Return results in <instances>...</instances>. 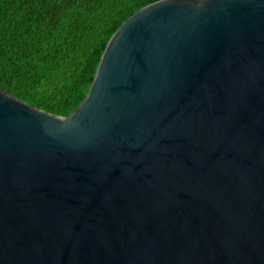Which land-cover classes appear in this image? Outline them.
I'll use <instances>...</instances> for the list:
<instances>
[{"label":"water","instance_id":"obj_1","mask_svg":"<svg viewBox=\"0 0 264 264\" xmlns=\"http://www.w3.org/2000/svg\"><path fill=\"white\" fill-rule=\"evenodd\" d=\"M0 264H264V0H159L66 117L0 89Z\"/></svg>","mask_w":264,"mask_h":264},{"label":"trees","instance_id":"obj_2","mask_svg":"<svg viewBox=\"0 0 264 264\" xmlns=\"http://www.w3.org/2000/svg\"><path fill=\"white\" fill-rule=\"evenodd\" d=\"M159 0H0V89L66 117L83 100L112 34Z\"/></svg>","mask_w":264,"mask_h":264}]
</instances>
